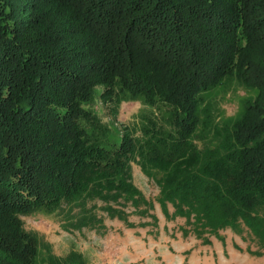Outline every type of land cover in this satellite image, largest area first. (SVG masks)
<instances>
[{
	"label": "trees",
	"instance_id": "1",
	"mask_svg": "<svg viewBox=\"0 0 264 264\" xmlns=\"http://www.w3.org/2000/svg\"><path fill=\"white\" fill-rule=\"evenodd\" d=\"M222 83L254 97L218 122L202 96ZM99 95L140 101L137 132L110 141ZM155 204L182 238L228 230L264 256V0H0V264H86L39 263L23 217L135 229Z\"/></svg>",
	"mask_w": 264,
	"mask_h": 264
},
{
	"label": "rangeland",
	"instance_id": "2",
	"mask_svg": "<svg viewBox=\"0 0 264 264\" xmlns=\"http://www.w3.org/2000/svg\"><path fill=\"white\" fill-rule=\"evenodd\" d=\"M30 17L32 15H27L24 19ZM96 90L101 92L103 88L98 86ZM253 97V92L233 83H222L202 96L204 103L211 105L212 116L218 122L234 118L243 101ZM91 109L108 127L109 140L119 143L122 137L137 132L143 107L138 100L118 105L99 95ZM131 171L134 186L145 198L155 199L158 194L155 184L146 179L134 163ZM153 214L158 220L156 225L148 219L130 217V223L135 225H151L127 229L117 221L105 220V230L100 232L68 231L51 218L21 219L25 231L38 241L39 263L48 256L65 258L74 252L80 254L86 264H264V256L249 255L247 243L228 230L221 232L218 238H211L209 246H203L192 237L182 238L177 232L182 221L166 222L157 204ZM250 251L256 248L252 246Z\"/></svg>",
	"mask_w": 264,
	"mask_h": 264
}]
</instances>
